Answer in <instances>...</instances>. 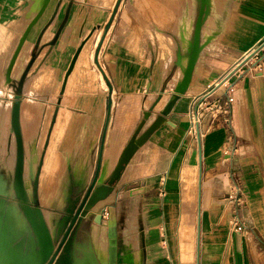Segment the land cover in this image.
<instances>
[{"label": "crops", "instance_id": "0c3cea01", "mask_svg": "<svg viewBox=\"0 0 264 264\" xmlns=\"http://www.w3.org/2000/svg\"><path fill=\"white\" fill-rule=\"evenodd\" d=\"M112 1L50 0L12 68V81L25 74L20 124L35 203L50 226L99 162L97 183L109 178L145 113L140 134L174 96L187 64L199 0H157L160 26L129 13L145 7L131 0L119 32ZM40 6L0 0V79L8 86ZM257 46L264 57V0H210L186 93L83 218L77 264H264V70L247 55ZM229 87L234 102L225 111Z\"/></svg>", "mask_w": 264, "mask_h": 264}, {"label": "water", "instance_id": "95a60500", "mask_svg": "<svg viewBox=\"0 0 264 264\" xmlns=\"http://www.w3.org/2000/svg\"><path fill=\"white\" fill-rule=\"evenodd\" d=\"M49 2L50 0H41L38 14L28 26L17 46L6 73V79L9 83L13 82L11 78L12 68L28 32ZM209 7L210 0H199L193 35L187 48V64L184 68L182 80L176 86L175 94L168 102L167 106L157 116L154 122L140 134L146 120L151 114V112L145 113L144 120L125 146L109 178L102 184L97 183L100 174L99 162L97 172L91 184L86 190L79 192L75 198L69 202L65 210V215L53 219L54 222L52 226H50L46 220L42 209L35 203L34 189L31 194L26 184V154L20 124L22 87L25 74L21 76L16 86V93L14 95L11 110V130L15 136L16 142L12 181L14 196L8 193L5 181L0 177V264H52L61 248H63V256L65 259H72L75 255L78 229L83 218L92 208L114 190V186L119 180L122 171L126 164L129 163L138 147L141 146L150 134H152L166 119L165 115L170 111L176 99L180 95L186 93L192 80L194 66L201 51L202 27L209 13ZM81 49L82 46L79 48L76 56ZM29 171L31 182L34 184L37 176L34 174L33 165L29 167ZM13 200L16 202V205L13 203ZM14 217L17 218V222L22 228L21 231L14 230L17 223Z\"/></svg>", "mask_w": 264, "mask_h": 264}, {"label": "rangeland", "instance_id": "374dc122", "mask_svg": "<svg viewBox=\"0 0 264 264\" xmlns=\"http://www.w3.org/2000/svg\"><path fill=\"white\" fill-rule=\"evenodd\" d=\"M130 1L131 0L112 1L114 2L113 6L115 7L114 9L115 12L114 10L112 11L111 17H115L117 19L116 21L117 32L120 31L121 29L120 27L123 26L124 24V16L126 12L125 6L126 4L130 5ZM137 1L142 2L143 6L145 7L141 8L138 7L137 4H135L137 7L136 9L133 8L132 10L129 9L127 11L129 13L133 11L136 14V16H139L141 14L148 20L149 23L153 22L158 26H160V9L157 7L158 5L157 0H137ZM108 11L111 12V10H107V12ZM108 22L106 23V25L104 24L101 27L100 32L102 34H104L109 28ZM88 40L87 39L85 40V42L82 45V49L88 48V43H89ZM134 43L138 44L139 42H134ZM100 44H101V49L103 50L104 47L103 45L105 44L103 39L100 41ZM106 44H108V42ZM97 48H98V43H97ZM18 82L19 81H13L12 84L10 83V85L8 86L4 77L1 76L0 79V177H2V179L5 181L7 191L11 196H14L12 181L14 174L15 154H16L15 136L11 130V110H12V103L14 101V95L16 93V86ZM30 153H31L30 150H28L27 151L28 157L31 155ZM34 157L36 159L37 154H34ZM10 161L12 163H10ZM29 162H30V158H28L27 160L28 165L26 168V184L28 185L29 191L33 193V184L31 182L30 173H29L30 172L29 167L32 165H30ZM31 186L32 188H29ZM13 203L16 205V202L14 200Z\"/></svg>", "mask_w": 264, "mask_h": 264}, {"label": "built area", "instance_id": "2783aa9c", "mask_svg": "<svg viewBox=\"0 0 264 264\" xmlns=\"http://www.w3.org/2000/svg\"><path fill=\"white\" fill-rule=\"evenodd\" d=\"M262 48V46H257L254 49H252L247 55L250 57H256V65L261 69L264 70V57L263 56H259V50ZM247 57V56H246ZM233 87H229V91H228V96H227V101L224 105V110H228V106L234 102V96L232 95L233 92ZM197 124H199V117L197 115L196 112H192V120H191V126L189 129V132L193 135V136H198V130H197ZM236 153V147L232 148L231 151L229 152V154H235ZM237 194H240V188L237 187L235 193H234V197L236 199H239V196H237ZM230 197H233L230 196ZM234 198V199H235ZM235 199V200H236ZM238 202V201H237ZM234 226L236 227L237 230H241L242 226L241 224L237 221L234 222Z\"/></svg>", "mask_w": 264, "mask_h": 264}, {"label": "flooded vegetation", "instance_id": "af4514ba", "mask_svg": "<svg viewBox=\"0 0 264 264\" xmlns=\"http://www.w3.org/2000/svg\"><path fill=\"white\" fill-rule=\"evenodd\" d=\"M52 264H77L75 255L72 257L71 260H66L63 256V248L58 252L56 258L54 259Z\"/></svg>", "mask_w": 264, "mask_h": 264}, {"label": "bare ground", "instance_id": "6f19581e", "mask_svg": "<svg viewBox=\"0 0 264 264\" xmlns=\"http://www.w3.org/2000/svg\"><path fill=\"white\" fill-rule=\"evenodd\" d=\"M169 15H170V14H169ZM169 15H168V16H169ZM170 19H171V18H170ZM189 43H190V42H189ZM184 46H185V47H186V49H187V48H188V46H189V44H188L187 46H186V44H184ZM24 60H25V59H24ZM53 222H54V221H53V218H50V223H51L52 225H53Z\"/></svg>", "mask_w": 264, "mask_h": 264}]
</instances>
